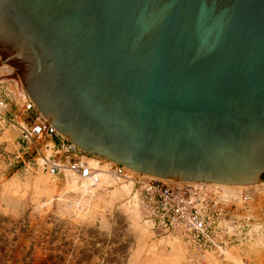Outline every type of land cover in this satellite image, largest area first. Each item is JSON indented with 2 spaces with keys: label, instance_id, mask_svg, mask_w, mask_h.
<instances>
[{
  "label": "water",
  "instance_id": "water-1",
  "mask_svg": "<svg viewBox=\"0 0 264 264\" xmlns=\"http://www.w3.org/2000/svg\"><path fill=\"white\" fill-rule=\"evenodd\" d=\"M0 56L83 152L159 179L264 180V0H0Z\"/></svg>",
  "mask_w": 264,
  "mask_h": 264
},
{
  "label": "rangeland",
  "instance_id": "rangeland-1",
  "mask_svg": "<svg viewBox=\"0 0 264 264\" xmlns=\"http://www.w3.org/2000/svg\"><path fill=\"white\" fill-rule=\"evenodd\" d=\"M16 138L17 134L9 124L0 122V264H199L196 262L198 258L192 257L186 247L181 246L183 251L177 252L172 243L158 241L166 235L152 230L153 238L140 218L139 227L147 230L143 239L126 232L124 223L118 218L123 198L113 207L100 203L98 210L92 213L89 210L77 216L76 210H72L75 215L66 213L60 208L57 196L49 197L35 188L46 181L48 185L55 184L58 191H63L64 182L43 173H25L20 166L8 164L6 159H12L17 149ZM262 182L253 186L248 194L261 201L260 210L264 211V180ZM8 185L11 187H5ZM2 198L13 202L12 205H19L24 212L12 215V205L6 207ZM24 203L25 207H22ZM89 218L93 221L90 222ZM229 251L237 264H264V235L253 244ZM222 257L213 255L215 262L211 264H236L232 260L223 262Z\"/></svg>",
  "mask_w": 264,
  "mask_h": 264
},
{
  "label": "built area",
  "instance_id": "built-area-1",
  "mask_svg": "<svg viewBox=\"0 0 264 264\" xmlns=\"http://www.w3.org/2000/svg\"><path fill=\"white\" fill-rule=\"evenodd\" d=\"M23 98L19 106L7 84L0 82V120L17 134L15 155L6 159L9 165L20 166L25 173L39 169L60 182L74 178L91 187L101 186L106 178L133 182L131 194L137 193L152 230L181 239L194 253L241 247L258 235L253 225L262 224L264 211L253 215L252 197L245 195L241 209L236 201L226 204L217 196L205 195L201 189L205 183L178 185L134 177L130 169L75 147L46 121L26 93Z\"/></svg>",
  "mask_w": 264,
  "mask_h": 264
},
{
  "label": "bare ground",
  "instance_id": "bare-ground-1",
  "mask_svg": "<svg viewBox=\"0 0 264 264\" xmlns=\"http://www.w3.org/2000/svg\"><path fill=\"white\" fill-rule=\"evenodd\" d=\"M0 80L6 81L3 83L7 84L8 89L17 98V103L20 106L24 100L23 97L25 95V91L21 85V82L19 80V77H18L16 71L10 65H7L1 56H0ZM0 122L3 123L1 120H0ZM32 172L42 173L39 169L38 170H32ZM130 172H131V175L134 177L138 176V175L142 176L141 180L155 178V177L150 176V175L140 174V173L133 171V170H130ZM156 179H159V178H156ZM12 180H11V182H12ZM159 180H162L166 183H172V184H178V185L196 183V182H180V181L166 180V179H159ZM14 181H15V179H14ZM45 182L46 181H44V183L41 182V185L35 187L36 191L37 190L42 191L45 195H47L49 197H54V196L56 197L57 196L60 200V203H59L60 208L64 209L66 211V213H67V211H68V213H72V215H75V213H74L75 211H72V210H76V212H77L76 216L78 214H81V212L82 213H85V212L88 213L89 211H91L90 213H92V212L97 211L100 203H104L108 207H113L117 201H120L123 198L122 202H124V204L123 205L121 204L122 207H120V209H118V211L120 210V213H121L120 217L118 216V218H121L122 224L124 223V227L126 229V232H128V233L131 232L133 235L135 234L136 236H138L139 239H143V237L145 236L146 231H147V230L143 229V227H144V228L148 229V231L150 232V234L154 238V233L152 232L151 224L144 219V215L141 211V208H140V205L138 202L137 193H136V196H134V197L131 194L133 182L117 183V182H114L113 180H111L110 178H106L103 181V184L101 186L91 187V186H89L83 182H79L76 179L71 178V179H68L64 182L63 191H58L57 186L55 184L48 185L49 183L47 184ZM261 183H263V182H259L257 184H252V185H225V184H216V183H206L205 185L201 186V189L205 195L217 196V197H219L220 200L224 201L226 204H229L230 202H232V200L236 201L237 202L236 207L243 209L244 208V201L243 200L245 198V195L250 196L248 193L251 192V188H253V186H258V184L260 185ZM18 184L16 183V185H18ZM5 187L9 188L11 186L8 185ZM14 187H16L15 183H14ZM14 189L15 188H13V190ZM16 190H17L16 193H18L19 190L18 189H16ZM8 193H9V191H8ZM13 193H14V191H13ZM1 196H4V195H1ZM6 196H7V194H6ZM250 197H252V196H250ZM21 199H22V197H21ZM34 199H35V197H34ZM253 199H255V205L254 206L252 205V208L254 210V212H253V215H254L256 213V210L261 209L259 206L261 201H259L256 197H254ZM13 200H15V199H13ZM59 200H57V201L59 202ZM3 202L6 204V207H7V205H8V207H10L9 205H12V203H13L10 200H4V199H3ZM106 205H104V206H106ZM249 205H250V203H249ZM22 207H25V203H24V206H22ZM12 208H13L11 210L12 213L10 211H8L12 215H14L15 213L18 214V212L21 211V208L19 205L13 204ZM87 210H89V211L87 212ZM105 210L106 209H104V211ZM22 211L24 212L23 208H22ZM61 211H63V210H61ZM108 212H109V210H108ZM97 213H99V212H97ZM97 213H95V214H97ZM118 213H116V214H118ZM244 215L248 216L247 214H244ZM16 216H18V215H16ZM89 216H90V218H92L91 215H89ZM139 218L141 219V222L143 223V227H139V225H138L139 224ZM83 219L85 220V217ZM93 219H96V218H93ZM107 219H108V217L106 218V220ZM92 221L93 220H91L90 222H92ZM253 227L255 229H258L259 233L256 237L251 238V241L248 244H253V243L257 242L258 238L261 237V235H264V221L262 222V224H259L258 227H257V225H253ZM131 233H129V234H131ZM158 241L172 243L174 245V247L176 248L177 252L183 251L182 247H186V245L182 242L181 239L175 238L173 236H163L160 239H158ZM143 244H145L144 240H143ZM248 244H246V245H248ZM233 248H236V247L226 248L223 250L212 251V252H205V253H194V252L190 253L189 248L186 247V249L188 250L189 254L192 257L198 258L196 262H199V264H211V262H215L212 259L213 255L214 256H223L222 257L224 259L223 262H228V261L232 260V262L234 261L237 264L236 258L233 257V254L229 251L230 249L233 250ZM4 259H3V261H4ZM145 260H147V259H145ZM184 262H186V261H184ZM7 264H8V262H7Z\"/></svg>",
  "mask_w": 264,
  "mask_h": 264
}]
</instances>
